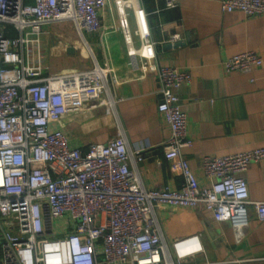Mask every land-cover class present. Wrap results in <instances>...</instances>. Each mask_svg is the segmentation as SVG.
<instances>
[{
	"label": "built area",
	"instance_id": "built-area-1",
	"mask_svg": "<svg viewBox=\"0 0 264 264\" xmlns=\"http://www.w3.org/2000/svg\"><path fill=\"white\" fill-rule=\"evenodd\" d=\"M113 2L127 55L144 73L158 76V110L170 128L165 158L184 181L179 187L146 188L131 168L133 158L145 159L144 148L131 152L122 133L83 150L54 127L102 94L114 106L115 68L107 57L101 64L85 42L94 61L90 69L51 73L45 28L70 21L83 40L85 32L106 34L101 13L112 11L110 0H0V264H217L197 261L206 256L200 233L167 241L159 215L163 206L210 212L217 222L231 223L239 238L248 226L249 204L264 221V202L250 200L243 176L264 162V147L204 156L202 169L212 182L202 185L182 154L193 140L177 90L191 84L192 74L159 64L142 0ZM163 2L173 10L181 0ZM221 7L264 15V0H221ZM181 40V34L172 35V43ZM263 64L253 50L224 62L227 72L247 74Z\"/></svg>",
	"mask_w": 264,
	"mask_h": 264
},
{
	"label": "crops",
	"instance_id": "crops-1",
	"mask_svg": "<svg viewBox=\"0 0 264 264\" xmlns=\"http://www.w3.org/2000/svg\"><path fill=\"white\" fill-rule=\"evenodd\" d=\"M110 1L112 11L101 13L106 34L85 32L83 40L78 33L68 36L56 30L50 37V25L45 28L49 35L44 37L45 58L51 73L90 69L94 61L85 42L101 64L107 57L115 68L110 83L114 106L102 94L83 110L62 116L54 127L67 134L72 146L83 150L90 143H107L122 133L131 152L144 148L145 159L133 158L131 168L146 188L179 187L183 176L164 153L170 128L158 110V76L144 73L137 59L127 55L114 2ZM142 5L148 12L159 64L192 74L191 84L177 90L193 140L182 154L199 182L211 184L202 169L204 156L222 157L264 147V64L252 74L227 72L224 65L230 56L249 50L264 61V15L223 11L221 0H181L173 10L165 9L163 0H142ZM130 20L135 26L132 10ZM175 33L181 34L183 45L175 47L171 42ZM243 176L250 200L264 202V162L251 165ZM159 215L167 241L202 235L206 256H199L198 262L264 264V221L259 220L252 204L248 205V226L240 238L231 223L217 222L207 211L163 206Z\"/></svg>",
	"mask_w": 264,
	"mask_h": 264
},
{
	"label": "rangeland",
	"instance_id": "rangeland-1",
	"mask_svg": "<svg viewBox=\"0 0 264 264\" xmlns=\"http://www.w3.org/2000/svg\"><path fill=\"white\" fill-rule=\"evenodd\" d=\"M7 30H10L12 34L15 33V29L11 25H6L5 26ZM49 30V35L50 37L54 34L56 30L62 31L66 33L68 36H77V32L74 28V25H72L70 22H65V23H55L52 24L48 27ZM49 35H46L45 37L48 38Z\"/></svg>",
	"mask_w": 264,
	"mask_h": 264
},
{
	"label": "water",
	"instance_id": "water-1",
	"mask_svg": "<svg viewBox=\"0 0 264 264\" xmlns=\"http://www.w3.org/2000/svg\"><path fill=\"white\" fill-rule=\"evenodd\" d=\"M184 44V42H182V41H178V42H176L175 44H174V46L175 47H177V46H181V45H183ZM173 45V44H172Z\"/></svg>",
	"mask_w": 264,
	"mask_h": 264
}]
</instances>
